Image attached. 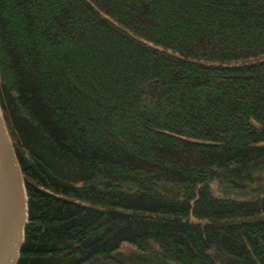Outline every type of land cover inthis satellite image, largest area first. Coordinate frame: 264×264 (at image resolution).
I'll return each mask as SVG.
<instances>
[{
	"label": "trees",
	"instance_id": "16d2710c",
	"mask_svg": "<svg viewBox=\"0 0 264 264\" xmlns=\"http://www.w3.org/2000/svg\"><path fill=\"white\" fill-rule=\"evenodd\" d=\"M17 264H264V0H0Z\"/></svg>",
	"mask_w": 264,
	"mask_h": 264
},
{
	"label": "water",
	"instance_id": "95a60500",
	"mask_svg": "<svg viewBox=\"0 0 264 264\" xmlns=\"http://www.w3.org/2000/svg\"><path fill=\"white\" fill-rule=\"evenodd\" d=\"M20 163L0 106V264H17L28 221Z\"/></svg>",
	"mask_w": 264,
	"mask_h": 264
}]
</instances>
